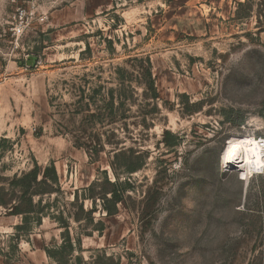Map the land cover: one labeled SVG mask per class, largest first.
Here are the masks:
<instances>
[{
	"label": "rangeland",
	"instance_id": "obj_1",
	"mask_svg": "<svg viewBox=\"0 0 264 264\" xmlns=\"http://www.w3.org/2000/svg\"><path fill=\"white\" fill-rule=\"evenodd\" d=\"M5 126L0 201L21 200L10 182L35 162L49 180L30 191L55 192L35 197L30 232L0 205V264H56L40 247L65 225L83 242L61 264H264V171L222 158L232 138L264 137V0H0ZM115 152L130 187L100 234L86 182L115 180Z\"/></svg>",
	"mask_w": 264,
	"mask_h": 264
},
{
	"label": "trees",
	"instance_id": "obj_2",
	"mask_svg": "<svg viewBox=\"0 0 264 264\" xmlns=\"http://www.w3.org/2000/svg\"><path fill=\"white\" fill-rule=\"evenodd\" d=\"M147 62L149 64H151V60L150 58L147 59ZM152 86H155V82L152 79ZM158 95H154V98H157ZM113 104V103H112ZM234 113V109L230 110V114L226 116V120L228 122H231L233 124H241L243 121V117L242 115L238 114V116L234 117L233 116ZM92 117H96V115H92ZM166 133L168 134V131H166ZM5 140H8V138H4ZM95 142V141H94ZM100 144V143H99ZM79 146H82V144H79ZM103 146L100 145V148L97 147V145H95L94 147H92V145L89 147V154H90V159L91 161H94V158L92 157V153H95L96 155H100L102 152V148ZM137 158L140 160V162L138 164L135 165H131L129 167L126 168V172H135L140 170L144 165H145V159L146 156L142 155L141 153H139L137 155ZM118 159V152L114 153V159L112 161H110V166L113 169L114 172V176H115V180H112L108 170H102L101 174L102 177H97L96 179H94L92 181V183L86 188V191H89V196L86 197V199H90L93 201L94 207L92 209H90L89 211H86L88 215L92 216L94 214V212H96V189H101L100 192L97 193V195H99V197L102 200V210L106 213V216H113L116 215L119 212V204L124 202L125 199V194L128 191V186L129 184H123L120 182V177L117 173V160ZM52 168L54 169V175H55V183L59 182V175L56 169V166L54 165V163L51 165ZM48 170L49 167H46V169L43 172V178L40 179V174L42 172V169L40 167V165L35 162L34 165V169L32 171H30L29 173H25L23 175L22 178H15L13 179L10 184L11 185H19V186H23L24 191L22 196H20L21 200H24L27 198L28 203L30 205V207L32 208L31 210H25L21 207L20 205V201H18V199L13 198L12 202H6L1 200L0 201V205L4 206L5 208H7V214L8 215H23V224L18 226L17 230L22 231V230H26L27 232H30V229H28V227L26 228V224L28 222V214H34L36 215L35 218H37V222H39V224L41 223V218L39 216H41L43 210H37L35 209L36 206H39L42 203V199H40L38 202L35 203V197L39 196L41 194H46V193H53L55 192V190H48L44 193H34L31 192L30 190L32 188H34V186L39 185L42 182H47L48 179ZM4 190L0 187V191ZM75 198L76 200L78 199V193H75ZM13 202H15L13 204ZM19 202V203H18ZM65 225V224H64ZM65 227V232H63V244L59 245V246H55V247H47V253L48 256L51 257L52 259H54L56 264H61L62 263V258L66 257V256H71L73 255V253L76 250H81L82 247V239L81 236L77 237V238H73L72 234L70 233L69 227L68 226H64ZM106 229V224L105 221L103 219H100L97 221V223L95 224V228L93 230L97 231L98 233L102 234L104 232V230ZM92 233H86L85 235H91ZM17 240H20V237H17ZM75 261L76 264H88L86 261H84V258L80 255L75 257ZM104 264H111V263H104ZM114 264V263H112Z\"/></svg>",
	"mask_w": 264,
	"mask_h": 264
},
{
	"label": "bare ground",
	"instance_id": "obj_3",
	"mask_svg": "<svg viewBox=\"0 0 264 264\" xmlns=\"http://www.w3.org/2000/svg\"><path fill=\"white\" fill-rule=\"evenodd\" d=\"M223 160L242 162L245 168H264V145L257 143L256 138H232L223 152ZM257 161L259 164H257Z\"/></svg>",
	"mask_w": 264,
	"mask_h": 264
},
{
	"label": "crops",
	"instance_id": "obj_4",
	"mask_svg": "<svg viewBox=\"0 0 264 264\" xmlns=\"http://www.w3.org/2000/svg\"><path fill=\"white\" fill-rule=\"evenodd\" d=\"M11 133V130H8L7 129V127L5 126V128H3L1 131H0V136H2V134H9V133ZM62 168V167H61ZM56 169H57V167H56ZM58 169L60 170V168L58 167ZM57 172L59 173V172H63V169H61L60 171H58L57 170ZM61 173H59V176H61ZM92 183V179L90 180V181H87L86 182V184H87V186L86 187H88L90 184ZM122 204V203H121ZM119 206H120V204H119ZM118 214V213H117ZM116 214V215H117ZM5 219L7 220V221H9V222H11L13 225H14V227L17 229L18 228V226H20V225H22L23 224V215H8L7 214V212L5 213ZM105 216H106V214H104ZM116 215H113V216H107V218H105V219H103V220H105L106 221V219H108V221L110 220V221H113L114 219L113 218H115L116 217ZM21 218V219H20ZM21 220V221H20ZM43 222H44V219H43ZM43 222H41L37 227H41V226H43ZM108 228V225H106V229ZM106 229L104 230V232L106 231ZM103 232V233H104ZM52 236V235H51ZM45 239L47 238L46 236L44 237ZM23 238H22V236H21V239L20 240H17L18 241V243H20L21 242V240H22ZM50 242H53V243H51V244H48V243H45V242H43L42 244H41V247H40V252H41V255H42V258L43 259H45V260H47L48 258H49V256H48V253H47V247H55V246H59V245H62L63 244V239H62V243H60V244H58V243H54V241H50ZM82 242H83V239H82ZM31 243V242H30ZM51 245V246H50ZM51 258V257H50Z\"/></svg>",
	"mask_w": 264,
	"mask_h": 264
},
{
	"label": "built area",
	"instance_id": "obj_5",
	"mask_svg": "<svg viewBox=\"0 0 264 264\" xmlns=\"http://www.w3.org/2000/svg\"><path fill=\"white\" fill-rule=\"evenodd\" d=\"M257 140V143H262V145H264V137H255ZM260 170V169H259ZM261 171H264V169H261Z\"/></svg>",
	"mask_w": 264,
	"mask_h": 264
},
{
	"label": "clouds",
	"instance_id": "obj_6",
	"mask_svg": "<svg viewBox=\"0 0 264 264\" xmlns=\"http://www.w3.org/2000/svg\"><path fill=\"white\" fill-rule=\"evenodd\" d=\"M257 164H259V162L257 161Z\"/></svg>",
	"mask_w": 264,
	"mask_h": 264
}]
</instances>
